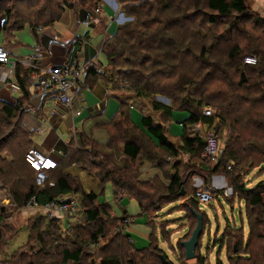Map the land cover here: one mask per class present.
Returning <instances> with one entry per match:
<instances>
[{"label": "trees", "instance_id": "16d2710c", "mask_svg": "<svg viewBox=\"0 0 264 264\" xmlns=\"http://www.w3.org/2000/svg\"><path fill=\"white\" fill-rule=\"evenodd\" d=\"M99 1L0 0V41L9 43L11 50L18 45L12 40L14 33L26 28L33 38V46H40L41 32L37 28L55 25L65 10L72 11L75 16L79 11L95 15L94 8ZM116 1L120 12L131 20L110 25L100 49L106 68L101 72L90 66L83 79L86 84L89 77H96L95 80L113 93L122 92L112 95L117 102L113 114L107 121L96 122L92 127L106 133L104 143L83 136L81 145H74L73 139H69L64 156L48 170L47 181L36 185L35 170L24 157L33 144L34 132L22 126L23 112L20 113L19 108L30 100L28 75L31 69L19 63L13 68L11 79L18 87V97L12 98L9 92L0 90V190L6 192L11 212L35 209L24 208L31 196L39 205H44L65 194L80 195V200H76L79 202L78 219L64 226L57 216L37 217L27 226L25 244L11 255L4 249L19 228L5 223V210L1 208L0 264H173L155 242L152 231L156 221L152 217L162 210L164 203L178 200L183 201L175 209H186L195 220V213L201 214L204 227L206 215L198 210L196 191L188 195L183 189L180 193L183 183L178 172L169 173L165 184L156 176L140 180V168L147 162L161 170L169 164V159H176L180 154L210 161L202 155L204 133L201 129L211 128L215 120L222 125L220 128L229 126L231 129L233 121L243 118L236 108L251 100L255 104L264 101V81L259 78L260 83L249 84V74H264V19L252 11L245 0ZM105 10L112 13L106 5ZM87 38V33L78 39L74 37L72 56ZM6 39L10 40L6 42ZM33 46L23 57L32 55ZM40 55L41 52L35 59L39 65H50H43ZM246 55L256 57L260 71L248 70L249 65L243 62ZM229 71L231 74H227ZM235 71L237 74L239 71L236 80ZM232 83L236 91L249 90L251 95L257 90L259 95L255 98L241 94L230 97L222 86ZM154 95L167 98L169 103L156 100ZM143 99L150 113L142 112L137 124L131 120L134 106L130 103ZM205 106H210L213 113L204 115ZM263 115L262 110H256L253 116L258 121L248 120L247 123L243 120L249 129L242 138L243 143L233 139L235 144L226 145L211 170L213 173L226 172L231 195L243 203L247 221L246 239L242 228L225 222L217 243L219 249L222 245L229 249L227 263L216 257L214 264H264V180L252 187L244 182V176L252 168L264 166V121L259 119ZM172 122L180 124L178 136L169 131ZM194 125L200 129L197 126L196 131H191ZM236 143V149H232ZM239 144L245 145L241 148ZM235 150L239 151L241 160ZM226 162L231 165L229 171L225 169ZM170 165L175 167L177 162ZM80 173L97 183L99 193L83 189ZM106 182L111 184L114 199L121 194L120 202L135 201L139 218L150 228L143 244L138 246L137 237L128 232L131 223L120 232L125 212L114 216L110 207L100 200ZM216 193L215 196L220 195L219 191ZM183 196L185 199H181ZM193 222L187 226L189 230ZM158 224L166 237L168 233L161 229L166 227V221ZM188 231L179 242L180 248ZM195 251V263L205 264V256L199 252V240Z\"/></svg>", "mask_w": 264, "mask_h": 264}, {"label": "rangeland", "instance_id": "374dc122", "mask_svg": "<svg viewBox=\"0 0 264 264\" xmlns=\"http://www.w3.org/2000/svg\"><path fill=\"white\" fill-rule=\"evenodd\" d=\"M245 1L249 7L250 6L249 4L252 0H245ZM105 5L108 6L110 8V10L112 11V13H110L111 16L109 15L108 12H106ZM97 7H99V13L98 14L91 15V16H89L87 14V16L84 17L83 19H81L80 16L77 15L79 17L80 24L83 28L91 26V25H95L96 29H93V28L88 29L89 35H90L89 45H84V43H82L80 50L77 51L73 56L70 54V52L72 49L71 42L74 40L73 32H74V25H76V22L74 19L76 18V16L69 10H65V12L62 15L63 16L62 19H60V21L58 23H56L55 25L48 27V28H45V29L37 28V30H40V32L43 36V37L41 36L42 39L40 42L41 43L40 46L43 49H45L44 46L50 45V47H52L51 46L52 43H54V44L57 43L56 45H58V46H53V47H55L54 49H59V47L61 49L65 48V50L69 51V54H70L69 58L70 59L75 58L81 64L85 63L88 60V58H87L88 54H90L89 52H92L95 55L94 56L90 55L91 57L89 56V58H92L94 60L93 67L96 69H99L102 72V70H104V68H106V67H105V58H104L103 53L100 52V49H101V44L103 43L104 39L106 38V36H108V30H107L108 18L111 17L112 24L118 25V24H122L125 21H130L131 17H126V16H124V14H122L120 12L118 2L116 0H100L98 2V5L94 9H96ZM257 14L259 16H261L259 13H257ZM121 15H123V16H121ZM262 19H264V15H263ZM1 21L2 20L0 18V26H1ZM217 27H218V29H221L220 28L221 26L219 23H217ZM79 29L80 28H78V30ZM70 35H72V38H70L71 37ZM13 36H14V39H12L13 42L17 43L18 44L17 47L20 46L21 48L19 50L17 47H15V48L12 47V48L16 49V50H14V53H17L19 55L27 53L29 50V47L31 48L34 44L33 38L31 37L30 33L27 31L26 28H23L22 30L18 31L17 33H14ZM68 38H70V39H68ZM9 40L10 39H6L5 41L8 42ZM0 43L6 49H8V48L10 49L9 43L6 44L5 42L2 43L1 41H0ZM48 43H50V44H48ZM244 57L245 56H243V58ZM256 63H257V61L254 64H248L249 65L248 70L254 71V69H255V71H260L258 64H256ZM50 65H52V64H50ZM231 72L232 71H229V72H227V74H231ZM236 72L237 71H235L234 80H236L237 76L239 75V71H238V74ZM84 76H85V74H83V76H82V79H81L82 82L80 81L78 92H80V90L90 91L91 84H90V82L84 84V80H83ZM259 78L262 79V81H264V74L262 76H257V75L254 76L252 74H249V84L251 82L260 83ZM97 80H94V81H97ZM225 88L228 90L227 93H229L230 97H233L234 95L241 94V95H245L248 97H251V95H253L251 98H255L257 95H259V92L257 90H254L253 94H251V95H249V90H247V91H236L237 88L235 87L234 83L230 84L229 86L223 85L222 89H225ZM109 89L110 88H107V90H109ZM263 89H264V85H263ZM238 90H240V89H238ZM0 92H2V91H0ZM115 93L116 94H122V92H115ZM126 93H130V92L126 91ZM5 94H7V93H5ZM3 97L7 98V97H9V95L7 97L3 95ZM77 97L78 96L76 95L75 99L72 100V102H70V106H71V109L73 112L83 111V109H84L83 106H77V104H76ZM153 97L156 100L161 101L165 104L169 103V100L163 96L154 95ZM165 99H167V101H165ZM24 103L29 104L30 102L27 101ZM24 103H22V104H24ZM48 104L50 105V107L53 108L54 105L50 104L49 102H48ZM130 104L132 106H134L133 110L136 111L138 120H139L141 113L144 112L145 110H146V112L150 113L149 105L145 102L144 99L143 100H134ZM145 105H146V107H145ZM116 106H117V102L115 101V99L112 97H109V101H108V105H107L105 113L102 115V114H99L97 112H93L97 115L96 117L93 116V113L91 115H89L90 117H87V115H84V118H83L84 121L82 123V127L77 128L76 124H74L75 127L72 126V127H74L72 132L70 134L67 133V137H68L67 139H69V137L73 136V137H75L76 143L80 144L81 141L79 139L83 133L85 135H91V137L99 143H104L106 140V135H105L104 131H101L102 129L92 128V126H93V123L96 122L97 120H104L105 117H108V115H110L112 111L114 112V110L116 109ZM140 106L144 107V108L143 109L138 108ZM263 106H264V101H261V103H256V104L254 103V100H251L250 102L243 103L242 106L236 108V111L240 112L242 114L243 118L241 121H240V119H238V122L233 121L231 129L229 128V126H228V128L227 127L220 128L222 125L220 124V122L218 120H215V122L211 128H208L206 130L201 129V131H203L204 134L208 131H212L215 133V135L219 139V147L221 148V155H222V152L225 150L226 145H228V144L234 145L235 144L233 139H237L238 142L243 143L242 138L244 137V135H247L248 131H249V129L244 126L243 120L245 122L247 121V123H248V120L249 121H253V120L258 121L257 117L253 116V115H255L256 110H260V111L262 110L264 112ZM58 107H60V108H58ZM56 108L64 109L65 113L67 114V110H68L67 107L57 105ZM205 109H209L211 111L210 114L213 113V110L210 106H205V108H203L202 112H204ZM20 113H21V111H20ZM133 114H135V113H133ZM234 114H235V112H234ZM69 116L71 117L70 114H69ZM228 117H230V116H228ZM21 118H22V121H21L22 126H25L26 129L35 132L34 130H36V128H37V122L35 120H32V121L27 120L28 117L25 116L24 113H23V117H21ZM71 119H72V117H71ZM155 119L157 120V117ZM232 119H235V118L232 117ZM259 119H262L264 121V115H263V117H261ZM30 122H35L36 126H35V123L32 124ZM227 122L229 123V122H231V120L227 119ZM227 122H226V124H227ZM33 126H35V127H33ZM46 126L47 125L44 126V129H46ZM197 126L198 125H194V126L190 127V130L195 129ZM32 127H33V130H32ZM62 127H63L62 125L57 126V128H56L57 131L55 130V132L60 135V133L62 132ZM198 128H199V126H198ZM219 128H220V131L218 130ZM53 131L54 130H51V132H53ZM46 135L38 136L37 134L34 133L32 136L33 144L31 145V147L34 146L38 150H42V149L44 150L45 149L46 151L50 152L49 155H48V152H46V153H47L48 162L51 163V166H50V169H51V167L54 165V161L52 160L50 155L52 154V151L54 152V149L57 147L56 143L58 141L55 137H53L52 134H49L47 138H44V137H46ZM238 136H240L241 138ZM42 141H44L43 146H42ZM64 141H68V140H66L65 135L62 138V142H64ZM237 144L238 143H236V145L233 146L232 149H236ZM244 145L245 144L240 145L241 148ZM31 147H29V148H31ZM3 153H5L4 150H3ZM236 153H237L236 156L238 157V159L241 160V155H240L239 151H236ZM221 155H219V156L221 157ZM175 162H177V165L175 167L170 165V164H173ZM239 162H241V161H239ZM198 163H200L203 166V168H205V170H207V171H205L203 168H202L203 170H201L199 168ZM215 164H216V162H214L212 160L207 161V160H203L202 158H200V159L188 158L186 155L180 154L179 157L176 159H169V164L164 165L161 170L160 169L158 170L156 168L155 169H149L148 164L144 163L143 168H142V174H141V168H140L139 179L142 177L144 179L147 178L145 175L146 170L152 171L153 173L151 175H153L156 171V173H157V175H155L156 178L159 179L160 181H162L163 183L167 184L168 178H165V177L169 173L178 172V174L181 177V181L183 183V188L180 190V193H182V191L185 190V192H183V193H186L188 195H192V193L194 191L200 190L201 188L207 187V186L208 187L211 186L214 189H217L216 187L213 186V183L211 182V178H212L211 175L213 173V172H211V170ZM263 170H264V166H262V165H260L258 168H252V170H250L244 176V182L247 185L249 184L250 186H254L259 181L264 180V171ZM243 171H244V169L240 170L241 173H243ZM218 173H221L225 177V182H223L221 184L220 188H218L219 192H220V196H218V197L215 196V194H217L216 193L218 191L217 190V191H214L213 199L211 201H209L208 203L207 202L201 203L196 198L197 202H198V208H200L198 210L203 211L206 215V218H207V222L205 224V227H204L203 222H202V232L198 238V240H199V252L203 256H205V264H214L216 261V257L219 261H221L223 263H227L226 260H227V254L229 253V249L225 248L224 245H222L221 248L219 249L220 246L217 243L218 239L220 238V234L222 232V229H223L226 221H228L230 224L234 225L237 228L238 227L242 228L245 239L247 236V221H246V217H245L243 203L241 201H239L237 198L232 197L231 187L227 184L228 178H227L226 172L218 171ZM151 177H154V175ZM151 177H148L147 179H149ZM80 179H81L84 190L91 189L94 192L99 193L100 189L94 180H91L88 176H86L85 174H81V173H80ZM198 179L199 180L202 179V181L200 182ZM217 187H219V186H217ZM118 195L119 196L115 195V197L120 199L119 197L121 196V194H118ZM71 198H74L75 200L79 201L80 195H74V197H71ZM99 198L101 201H103L104 203H106L110 207L112 213H115L117 216L123 215L120 207L114 202L113 195H112V187H111V184L109 182H106L104 184L103 189H102V193L99 195ZM6 199H7L6 192L3 190H0V206H1L0 209L4 207L5 213H3V216L5 217V223H9V224L15 226L16 229L19 228V232L11 240V242L9 243V245L6 248L7 252H13L19 246L25 244L26 239H27V234H28V231L25 229H27V226L29 225V223L32 220H35L39 216L40 217H44V216L47 217V216H49V214L46 213V211L43 209H33L31 211H26V212H22V211L11 212L10 204ZM181 199H185V196H183V198H181ZM182 201L183 200L170 201V202H166L163 204L162 210L159 211L156 216L152 217L156 221L152 233H153V236L155 238V242L157 243L158 247L166 254V256L168 257V260L173 262V264H181L182 262L183 263L185 262V264H196L195 263V257L191 258V259L184 258L185 250L183 247L180 248V246H179V244H180L179 242L184 237L183 236L184 233H186L189 230V228L187 226L190 223H192L193 221H196L193 217H191L189 215L190 213H188V211L186 209L184 210L182 207L181 208L178 207L181 210L183 209L181 212L178 208L175 209V207H177L179 205V203H181ZM78 204H79V202H78ZM2 205H4V206L2 207ZM78 211H79V209L74 213V215H71L72 213L70 215L73 216V218H74V216H76ZM125 212H126L125 213L126 218L129 219V222L132 221L131 224L128 225V229L130 230L132 235L139 237L138 238L139 244H137L139 246L145 242L141 238H143V239L145 237L147 238V235L149 233L150 228L148 226H145L144 222L142 223L141 219L139 218L138 208H137L135 201L130 200L127 203V205L125 207ZM56 214H58L60 217L65 215V214H59V213H56ZM77 216L75 217V219L79 218V215H77ZM80 216H81V214H80ZM64 217H67V215H65ZM75 219L72 222H74ZM135 220H137V221L135 222ZM161 221H166V227L161 228V229L165 230V232L168 233L166 235V237H163V235L161 234V230L159 227L160 225L158 224ZM163 224L164 223H162L161 226H163ZM195 225L196 224H194V222H193V226L188 231L187 239L190 236V233H191L190 231L194 229ZM214 237H216V239L213 242ZM187 239H185V240H187ZM212 242H213L214 246L212 245ZM218 249H219V252L217 253ZM197 251H195L194 253H196ZM183 253H184V255H183Z\"/></svg>", "mask_w": 264, "mask_h": 264}, {"label": "built area", "instance_id": "2783aa9c", "mask_svg": "<svg viewBox=\"0 0 264 264\" xmlns=\"http://www.w3.org/2000/svg\"><path fill=\"white\" fill-rule=\"evenodd\" d=\"M94 13H99V7L94 9ZM40 52V46L34 45L31 56L14 60L9 56L7 49L0 44V90L9 93L18 90L17 85L11 79V75L16 63L24 65L31 69V72L28 75L30 97L31 100L36 101L37 104L36 107L34 104L30 103L21 104L19 107L20 111L23 112L25 116L34 119L39 108L45 107L48 102L54 105V109L57 105L64 106L67 107V114L71 115L73 119L72 126H74L75 118L81 115L82 111L73 112L70 102H72L78 94L82 76L85 74L88 67L93 66L94 60L88 58L85 63L81 64L77 59L69 58L67 62L62 64H52L41 67L35 60ZM243 61L245 64H254L257 60L253 55H246L243 58ZM210 113L211 111L209 109H205L203 112L204 115H210ZM196 130L197 129L195 128L191 131ZM202 155L204 158L214 162H217L220 159L219 155H221V148L219 147V139L212 131H208L204 134ZM24 157L28 164L35 170L36 185L39 186L44 184L48 179L47 172L51 166V163L48 162L47 153L38 150L35 147H31L27 150ZM225 168L229 171L231 165L226 162ZM214 191H216V189L211 186L203 187L195 192V196L199 202L208 203L213 199ZM24 208L43 209L50 217H56L59 216L56 213L65 214L67 216L74 215L79 209V206L78 202L71 197L57 199L56 201H48L44 205H39L36 198L31 196L26 202ZM65 215L61 217H64ZM131 222L132 221L129 222V219L126 218L123 221L124 226L120 228V232H124L125 225L130 224Z\"/></svg>", "mask_w": 264, "mask_h": 264}, {"label": "crops", "instance_id": "0c3cea01", "mask_svg": "<svg viewBox=\"0 0 264 264\" xmlns=\"http://www.w3.org/2000/svg\"><path fill=\"white\" fill-rule=\"evenodd\" d=\"M250 6H249V8L252 10V11H254V12H256V13H259L262 17H263V15H264V0H252L251 2H250V4H249ZM248 6V5H247ZM72 12V11H71ZM80 16V18L81 19H83L84 17H86L87 16V12H85V11H79L77 14H76V18L77 19H74L75 20V22H76V25H74V32H73V34H74V37H77V39H78V37H80L81 35H83V34H85V33H87V40L86 41H84L83 43H84V45H89V37H90V35H89V30L88 29H90V28H93V29H96V27H95V25H91V26H88V27H85V28H83L82 26H81V24H80V20H79V17L78 16ZM110 15V14H109ZM111 16V15H110ZM63 17V16H62ZM62 17H61V19H62ZM107 24H108V28H107V30H109V27H110V25H112V22H111V17L110 18H108V20H107ZM78 28H80L79 30H78ZM41 36H42V34L40 33V38H39V42H41ZM71 36V37H70ZM69 37L70 38H72V35H70ZM43 37V36H42ZM70 38H68V39H70ZM102 43V42H101ZM39 44H41V43H39ZM48 44H50V43H48ZM57 43H52V47H50V45L49 46H44V48H45V50L42 48V50H41V55H40V57H39V59H40V61H41V63L43 64V65H46V64H61V63H63V62H65V61H67L68 59H69V57H70V54H69V51H67V50H65V48H63V49H61L60 47H59V49H54L55 47H53V46H58V45H56ZM81 46H82V44H81ZM17 47V46H16ZM15 48V47H14ZM14 48H12L11 50H9L10 51V53H8L9 54V56L12 58V59H14V60H18L19 58H20V56L21 57H23L24 56V54H22V55H19V54H17V53H14V50H16V49H14ZM18 48V50L21 48L20 46L19 47H17ZM32 48V47H31ZM29 49H30V47H29ZM28 52H29V50H28ZM27 52V53H28ZM27 53H25V54H27ZM90 54H88V57L87 58H89V56L90 55H95L94 53H92V52H89ZM91 57V56H90ZM95 78L96 77H92V78H90L89 77V82H90V84H91V86H90V91H86V90H80V92H78V97H77V99H76V104H77V106H83L84 107V109H83V111H82V113H81V115L80 116H78V117H76L75 118V124H76V126H77V128H81L82 127V123H83V121H84V115H87V117H90L89 115H91L93 112H97V113H99V114H104L105 113V111H106V108H107V105H108V101H109V97H112L113 98V96L112 95H117L115 92L113 93L110 89L109 90H107V88L106 87H104V85L103 84H101V82L99 81V80H97V81H94L95 80ZM10 96L13 98V97H18V90L17 91H15V92H11L10 93ZM29 101H31L30 102V104H34L35 105V107H36V104H37V102L36 101H34V100H31V97H30V100ZM58 108H60V107H58ZM58 108H52V107H50V105H46L45 107H43V108H39V110L37 111V115L34 117V119H32V118H30V117H28L27 118V120H30V121H32V120H35L36 122H37V128H36V130H34L35 132V134H37L38 136H44V135H46V137H44V138H47L48 137V135L49 134H52L53 135V137H55L56 139H57V143H56V148L54 149V152L52 151V154L50 155V157L52 158V160L54 161V165L52 166V167H54L57 163H58V161H60V159L64 156V154H65V152H66V144L68 143V141H64V142H62V138H63V136L65 135L66 136V140H69V139H71V137H72V139H73V143H74V145L76 144V145H80L79 143H76V140H75V137H73V136H71V137H69V139H67L68 137H67V133H71L72 132V130L74 129V127H72V119H71V117L68 115V114H66L65 113V111H64V109H58ZM61 111V112H60ZM133 113H135V114H133ZM113 114V111L111 112V114L110 115H108V117H105L104 118V120H97L96 122H103V121H107V119L111 116ZM93 116H97L95 113H93ZM179 116H184L183 115V113H179ZM130 117H131V120L133 121V122H135V123H137L138 124V118H137V114H136V111H134V110H131V112H130ZM174 118H177V117H174ZM177 119H180V118H177ZM50 120V121H49ZM96 122H94V123H96ZM30 123H32V124H34L35 122H30ZM53 125H52V124ZM94 123H93V125H94ZM45 125H47L46 126V129H44V126ZM59 125H62L63 127H62V132L60 133V135L59 134H57L56 132H55V130H56V128H57V126H59ZM35 126H36V123H35ZM35 126H33V127H35ZM33 127H32V130H33ZM93 127V126H92ZM51 130H54L53 132H51ZM57 131V130H56ZM101 131H103V130H101ZM169 131L173 134V135H179L180 133H181V127H180V124L179 123H175V122H172L171 124H170V126H169ZM81 133V132H80ZM105 133V132H104ZM105 135H106V133H105ZM83 136L85 137H91V135H85V134H83L82 133V135H81V137H80V141L82 140V138H83ZM107 136V135H106ZM92 138V137H91ZM93 139V138H92ZM75 140V141H74ZM94 140V139H93ZM96 141V140H95ZM106 141V140H105ZM43 142L44 141H42V146H43ZM34 147V146H33ZM44 148V147H43ZM42 151L43 152H48V151H46L45 149L43 150L42 149ZM50 154V152H48V155ZM145 163H147V162H145ZM148 164V168L149 169H155V168H153V167H151L150 166V164L149 163H147ZM143 165H144V163H143ZM143 165H142V167H141V174H142V168H143ZM51 167V168H52ZM202 168H203V166H201ZM201 167H199L201 170H205V168H201ZM205 171H207V170H205ZM153 172L152 171H150V170H146L145 171V175H146V177L148 178V177H151V176H155V175H157V173H156V171H155V173L153 174V175H151ZM211 182L213 183V186L214 187H216L217 189H216V191L218 190L219 191V187L221 186V184L223 183V182H225V177L221 174V173H218V172H216V173H212V175H211ZM146 178V179H147ZM146 179H144L143 177L142 178H140V180H142V181H145ZM199 180V179H198ZM197 181V180H196ZM200 182L202 181V179L201 180H199ZM217 186H219V187H217ZM248 187H252V186H250L249 184L247 185ZM216 195V194H215ZM218 196H220V195H218ZM218 196H216V197H218ZM70 197H74V195H63L62 196V198H60V199H66V198H70ZM114 199V198H113ZM116 199V200H115ZM115 199H114V202L120 207V209H121V211L123 212H125V207H126V205H127V203L130 201V200H128V202H125V200L123 201V202H120V200L121 199H123V197H121V199L119 200L118 198H116L115 197ZM8 202H9V200H8V198L6 199ZM119 200V201H118ZM78 202V201H77ZM4 205H2V207H3ZM1 207V206H0ZM126 213V212H125ZM113 215L114 216H117L115 213H113ZM3 218H5L4 216H3ZM57 218H60L61 219V225H64V226H68V225H71L73 222V220L75 219V216H74V218H73V216H67V217H60V216H57ZM137 220H135V222H136ZM26 230V229H25ZM18 232H19V230H18ZM17 232V233H18ZM128 232L131 234V232H130V230L128 229ZM17 233H16V235H17ZM185 234V233H184ZM15 235V236H16ZM132 235V234H131ZM15 236H13V238L15 237ZM134 236V235H133ZM135 237V236H134ZM12 238V239H13ZM139 237H137L136 239H138ZM11 239V240H12ZM142 240H144V241H146V237L143 239V238H141ZM139 240V239H138ZM11 241H9V243H10ZM9 243L7 244V246L9 245ZM7 246L5 247V249H4V251H5V253L7 254V255H11L12 254V252H7V250H6V248H7ZM16 250V249H15Z\"/></svg>", "mask_w": 264, "mask_h": 264}, {"label": "water", "instance_id": "95a60500", "mask_svg": "<svg viewBox=\"0 0 264 264\" xmlns=\"http://www.w3.org/2000/svg\"><path fill=\"white\" fill-rule=\"evenodd\" d=\"M165 101H167V99H165ZM195 216H196V225L194 229L191 231L189 238L181 243L182 247L185 250L184 253L186 259H191L196 257V254L194 253L195 247L198 243L199 235L202 232V216L200 214H195ZM160 258L163 261H165L162 255H160Z\"/></svg>", "mask_w": 264, "mask_h": 264}]
</instances>
